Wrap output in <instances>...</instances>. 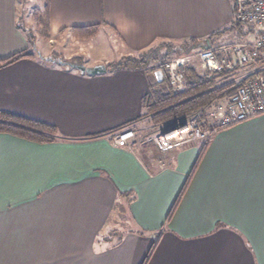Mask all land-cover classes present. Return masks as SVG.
Segmentation results:
<instances>
[{
	"label": "crops",
	"instance_id": "obj_1",
	"mask_svg": "<svg viewBox=\"0 0 264 264\" xmlns=\"http://www.w3.org/2000/svg\"><path fill=\"white\" fill-rule=\"evenodd\" d=\"M47 3L50 40L95 25L120 59L234 19L233 0ZM20 5L0 0V61L29 50ZM102 70L38 58L0 68V111L57 131L43 144L0 134V264H264V115L219 130L200 157L199 143L174 148L156 168L135 141L113 143L144 114L155 74L90 73Z\"/></svg>",
	"mask_w": 264,
	"mask_h": 264
},
{
	"label": "trees",
	"instance_id": "obj_2",
	"mask_svg": "<svg viewBox=\"0 0 264 264\" xmlns=\"http://www.w3.org/2000/svg\"><path fill=\"white\" fill-rule=\"evenodd\" d=\"M42 14L39 12V19L43 18V25L46 29L48 26V3L47 0L44 3ZM243 27L237 23L234 19L233 22L221 31L214 33L209 38L203 40L191 39L188 41L178 42L173 45L171 42H159L151 47L141 51L139 54L131 57H123L116 62L108 64L105 69L97 72H90L92 75H102L105 73L114 72L123 69L144 70L148 74L154 76L156 72H160L162 78L160 81L154 78V83L150 85L149 92L143 99L142 116H149L150 121L155 124V127H159L161 124L172 118L183 116L188 117L192 114L201 111L205 113L212 104L226 99L227 96L236 88L233 81L227 82L228 73H213L210 78L205 71L200 69L198 62H192L188 64L183 71V89L180 92H173L169 89L168 83L165 77V65L173 58L189 55L195 51L201 50L199 45L204 44L205 40H209L211 46L217 45L213 42V39L227 38L233 35V32L237 34L238 40L242 41L251 35L250 29L240 30ZM97 27H81L72 29V33L80 39H89L95 36ZM244 36L246 38H244ZM28 37V36H27ZM34 37L31 35L28 37V42H32ZM227 42L222 40L220 43ZM39 57H36L29 50L16 53L4 60L0 61V68L11 65L12 63L23 58H38L45 63H51L49 56H45L39 53ZM54 64V63H51ZM60 64H66L74 69L69 62ZM59 64V65H60ZM83 72H87L84 69H78ZM258 74H264V71H256L248 74L246 78L255 76ZM135 121L128 123L125 127L114 129L115 134L123 133L128 129ZM127 127V128H126ZM127 132V131H126ZM0 134L12 135L15 137L23 138L25 140L34 143H49L53 142L57 136V131L54 127L44 124L35 120L27 119L21 116H17L7 112L0 111ZM207 144H202L199 151V157L202 155ZM146 151V150H145ZM156 153V152H155ZM143 155L145 152L143 151ZM197 160H199L197 158ZM197 163V161H196ZM195 163V164H196ZM185 185L181 190L175 205L181 198ZM173 206L172 210L174 209ZM170 216V215H169Z\"/></svg>",
	"mask_w": 264,
	"mask_h": 264
},
{
	"label": "built area",
	"instance_id": "obj_3",
	"mask_svg": "<svg viewBox=\"0 0 264 264\" xmlns=\"http://www.w3.org/2000/svg\"><path fill=\"white\" fill-rule=\"evenodd\" d=\"M233 16L237 23L251 30L249 39L219 43L173 58L165 65V77L169 89L180 92L184 68L196 61L208 78L213 73L227 72V82L233 81L235 90L225 102L212 104L206 118L198 111L176 126L152 135L147 142L156 151V158L197 141L201 145L207 144L219 130L264 115V74L245 79L250 73L264 71V0H233ZM236 77H239L238 81L232 79ZM133 137L134 132L127 131L116 135L113 143L128 147V141Z\"/></svg>",
	"mask_w": 264,
	"mask_h": 264
},
{
	"label": "rangeland",
	"instance_id": "obj_4",
	"mask_svg": "<svg viewBox=\"0 0 264 264\" xmlns=\"http://www.w3.org/2000/svg\"><path fill=\"white\" fill-rule=\"evenodd\" d=\"M20 2L21 5L18 11L19 26L26 36L30 37L32 35L34 37L32 42L29 43L28 49L36 57H39L38 55L40 53L42 55L49 56L50 60L53 61L48 62L54 64L69 62L74 67L81 70L84 68L86 70H102L105 69L108 64L118 61L122 56L120 49L116 45V42L118 45L120 44L119 41L115 38V36L109 34V32L105 35L103 32L97 31L95 36L89 39H80L72 32H67L65 35L61 34L60 37L50 40V38L46 37V29L43 25V18L41 17L39 19L40 16H38V13L41 12L40 14H42L43 11L42 0H20ZM245 29L247 28H240L241 31H244ZM235 32L236 31L233 32V35L227 38L213 39V42L215 44H219L222 40L235 42L238 40ZM244 38L246 37L244 36ZM174 44L176 43H173V45ZM232 79L238 81L239 77ZM225 101L226 99H223L219 102L223 103ZM208 110L205 113H202L203 117L206 116ZM190 116H178L172 118L161 124L159 127H155V124L150 121L149 116H141L130 128V131L134 132V137L130 140L135 141L136 149H147L149 156H151L150 159L153 162V166L161 169L165 164L168 152L163 154L161 158H156V151H154L153 146L147 142L148 139L156 133L171 128L174 125L176 126V124L180 123L182 119H187ZM198 143L201 146V142L198 141L191 143V145H198ZM151 151L152 154L150 153Z\"/></svg>",
	"mask_w": 264,
	"mask_h": 264
},
{
	"label": "water",
	"instance_id": "obj_5",
	"mask_svg": "<svg viewBox=\"0 0 264 264\" xmlns=\"http://www.w3.org/2000/svg\"><path fill=\"white\" fill-rule=\"evenodd\" d=\"M199 47L201 48V49H209L210 47H211V45H210V43H209V40H205L204 41V44H201V45H199ZM161 73L160 72H156L155 73V77H156V79L158 80V81H160L161 80Z\"/></svg>",
	"mask_w": 264,
	"mask_h": 264
}]
</instances>
